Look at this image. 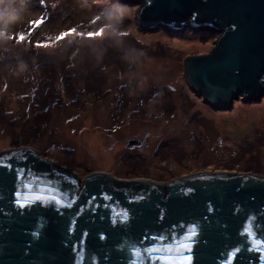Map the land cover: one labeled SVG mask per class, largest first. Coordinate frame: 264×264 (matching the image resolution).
I'll list each match as a JSON object with an SVG mask.
<instances>
[{
	"label": "rangeland",
	"instance_id": "rangeland-1",
	"mask_svg": "<svg viewBox=\"0 0 264 264\" xmlns=\"http://www.w3.org/2000/svg\"><path fill=\"white\" fill-rule=\"evenodd\" d=\"M42 4L27 0L26 8L45 16L43 35L77 25L91 30L88 20L100 8L123 15L129 35L100 61L94 53L73 56L75 48L25 56L29 71L17 76L16 60H0V151L38 149L82 179L94 172L162 183L202 171L264 177V97L215 110L184 75V58L209 54L218 34L145 31L138 6L118 0ZM130 140L142 145L130 149Z\"/></svg>",
	"mask_w": 264,
	"mask_h": 264
},
{
	"label": "water",
	"instance_id": "water-1",
	"mask_svg": "<svg viewBox=\"0 0 264 264\" xmlns=\"http://www.w3.org/2000/svg\"><path fill=\"white\" fill-rule=\"evenodd\" d=\"M118 1L138 6L135 18L145 31L164 29L181 36L190 30L219 35L209 54L186 56L181 64L193 92L203 97V101L210 107L215 110L231 109L233 102L241 97L244 102L249 103L262 100L264 86L258 81L264 79V0H152L151 3L146 0ZM232 24L238 25L235 32L231 30ZM237 70L238 76L235 75ZM213 89L218 94L209 99ZM141 145L140 140H130L127 147L133 149ZM25 151L32 152L33 156L28 160L27 168L30 171H27L22 184L18 182L22 195H33L41 187L40 178L47 175L51 177L53 187L62 188L63 195L51 192L47 194L57 195L61 204H67L71 202L72 192L76 187L70 181L75 179L79 187V201L76 206L67 210L69 214L76 212L78 207H84L89 197L107 192L115 198L111 204L112 214L119 221L128 207L125 194L150 193L144 204L133 205L138 216L137 223L139 226H148L156 218L159 211L156 205L159 204L161 209L166 210L169 218L163 225H154V230L167 235L169 224L199 217L206 211L205 203L212 201L218 211L208 230L209 238L212 234L222 233L226 243H234L237 239H243L237 237V229L244 217H233L232 206L235 204L245 208L249 216L257 215L256 211L264 212V177L251 173L202 171L164 183L144 178L124 180L104 172H94L82 179L72 169L47 158L35 148L22 146L2 150L0 153L20 155ZM24 185L31 186L33 190L29 191ZM189 187L194 188L191 197L186 195ZM0 195H5L3 189H0ZM7 208L10 209L7 201L0 200V211ZM100 212L103 213L104 209H100ZM40 219L39 213L24 218L11 214L8 217L0 216L2 264H69L70 253L61 247L62 237L57 231V225L63 228L67 220H60L53 211L45 213L43 222L51 223L45 237L37 242L28 233L30 229L40 230ZM88 219L85 214L77 227L90 228L93 234L106 228V224L100 221L90 224ZM225 222L228 224L226 231ZM244 229L253 231L257 239L264 241V222H245ZM180 240H183V236L177 228L167 242L175 246ZM251 240V237L247 240L250 245ZM29 243L32 244L31 251L26 247ZM100 245L101 242L90 235L85 248L77 257V264H94L100 256L104 259L102 264H109L110 259H114L113 247L116 251L123 252V256L119 257V264H148V258L142 250L139 255L133 254V248L138 246L131 240L127 243L124 239L119 240V243L110 240L109 247ZM88 249L98 251H92L91 261ZM248 255L258 256L255 252H249ZM214 256L215 251L209 250L204 257L205 264H214ZM249 264H256V261H250Z\"/></svg>",
	"mask_w": 264,
	"mask_h": 264
},
{
	"label": "snow or ice",
	"instance_id": "snow-or-ice-1",
	"mask_svg": "<svg viewBox=\"0 0 264 264\" xmlns=\"http://www.w3.org/2000/svg\"><path fill=\"white\" fill-rule=\"evenodd\" d=\"M41 2L46 6V0H41ZM146 2L151 3L152 0H146ZM45 24L46 21L43 19H40L38 24L33 21L34 30L38 31ZM230 27L235 32L238 25L232 24ZM76 32L77 28L71 27L61 33L57 39L62 41L69 35H75ZM103 34L104 30L100 29L96 32L89 31L86 36L88 39H94L98 36H103ZM84 35V33H81V36ZM20 39L23 40L24 36L21 35ZM50 46H52L50 41L37 43L36 45L38 48H48ZM235 75H239L238 70ZM258 83L264 86V79H260ZM217 94L213 89L209 99ZM32 156L33 153L30 151H25L20 155L0 153V189H3V193H5V195H0V200H6L7 204L10 205V209L7 208V210L0 211V216L8 217L11 214L24 218L31 216L33 213H39L41 217L38 221L40 230L30 229L28 233L37 242L45 237L47 228L51 223V221L48 224L43 222L42 218L45 213L53 211L60 220L66 219V226L61 228L57 225V231L62 237L60 240L61 247L70 253L69 264H77V257L80 256L81 251L85 248L90 235L105 247L110 246V240L116 243H119L121 239H124L125 243L131 240L138 246L133 248V254L139 255L142 250L148 258V264H205L204 257L209 250L215 251L214 264H249L250 261L262 264L264 262V241L257 239L253 231L244 229L245 222L250 223L253 220L264 222V212L256 211L257 215L249 216L245 208L235 204L232 206L233 217L238 218L241 215L244 217L240 222V228L237 229V237H243V239H237L234 243H226L222 233L212 234L211 238H209L208 230L212 227L213 219L218 211L212 201L205 203L206 211L199 217L194 216L191 220L183 222L177 220L175 223L169 224L167 235L154 230V225H163L164 221L169 218L166 210L161 209L159 204L156 205V208L159 209L158 214L148 226H139L137 223L138 216L133 205L144 204L149 199L150 193L147 195L143 193L135 195L125 194L128 207L123 211L122 218L119 221L112 214L111 204L115 198L107 192H100L98 195L89 197L84 207H78L76 212L69 214L67 210L72 209L79 201V187L75 179L70 181L76 187L73 189L71 202L67 204H61L57 195L49 196L47 194L51 192L63 195L62 188L53 187L52 179L47 175L40 178L41 187L38 191H35L31 196L22 195L18 182L22 184L27 171H30L27 165L28 160ZM24 187L28 188L29 191L33 190L31 186L24 185ZM193 192L194 188L189 187L186 195L191 197ZM45 201L54 203L45 204ZM55 205H60V207ZM100 209H104V212L101 213ZM85 214L89 217L88 223L96 224L97 221H100L106 224V228L98 230L95 234L90 228H78L80 219ZM177 228L180 229L183 240H180L174 246L173 243L167 241L173 237V233ZM227 228L228 224L225 222V231ZM249 237L252 238L251 245L247 243ZM26 247L31 251L32 244L29 243ZM92 251H97V249H88L90 261L92 260ZM174 252L176 254L172 255ZM249 252H255L258 256H249ZM162 253H167V255ZM113 256L114 259H110L109 264H119V257L123 256V252H118L113 247ZM102 260L104 261L103 257L100 256L98 260L94 261V264H102Z\"/></svg>",
	"mask_w": 264,
	"mask_h": 264
},
{
	"label": "clouds",
	"instance_id": "clouds-1",
	"mask_svg": "<svg viewBox=\"0 0 264 264\" xmlns=\"http://www.w3.org/2000/svg\"><path fill=\"white\" fill-rule=\"evenodd\" d=\"M115 3V0H113ZM27 0H0V60L12 58L17 62L12 64L14 74L21 76L29 71L30 64L23 59L28 56H63L72 48L73 56L77 54L94 53L97 61L103 59L109 49H121L125 46L124 37L129 35L125 28V17L106 15V9L100 8L98 12L88 20L91 30H80L85 25H77L75 35H69L66 39L58 41V37L67 29L56 30L51 34L43 35L44 28L39 32L34 30L33 21L39 23L40 19L46 21L44 15L36 16L29 13L26 8ZM43 5V4H42ZM46 26V24H45ZM71 28V27H70ZM104 30L103 36L88 39L89 31ZM31 33V35L29 34ZM84 33V36H81ZM21 35L24 39L21 40ZM51 42L48 48H38L37 43Z\"/></svg>",
	"mask_w": 264,
	"mask_h": 264
},
{
	"label": "bare ground",
	"instance_id": "bare-ground-1",
	"mask_svg": "<svg viewBox=\"0 0 264 264\" xmlns=\"http://www.w3.org/2000/svg\"><path fill=\"white\" fill-rule=\"evenodd\" d=\"M94 141H95V142H99V141H98V137H97V136H96V137H94ZM100 145H101V144H100Z\"/></svg>",
	"mask_w": 264,
	"mask_h": 264
}]
</instances>
